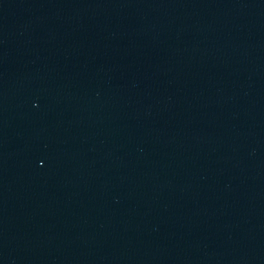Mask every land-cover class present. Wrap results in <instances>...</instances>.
I'll use <instances>...</instances> for the list:
<instances>
[{
	"label": "water",
	"instance_id": "1",
	"mask_svg": "<svg viewBox=\"0 0 264 264\" xmlns=\"http://www.w3.org/2000/svg\"><path fill=\"white\" fill-rule=\"evenodd\" d=\"M264 131V0H0V157Z\"/></svg>",
	"mask_w": 264,
	"mask_h": 264
}]
</instances>
